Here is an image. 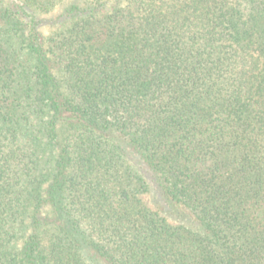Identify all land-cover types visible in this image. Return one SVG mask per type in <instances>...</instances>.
<instances>
[{
  "label": "trees",
  "instance_id": "obj_1",
  "mask_svg": "<svg viewBox=\"0 0 264 264\" xmlns=\"http://www.w3.org/2000/svg\"><path fill=\"white\" fill-rule=\"evenodd\" d=\"M0 264H264V0H0Z\"/></svg>",
  "mask_w": 264,
  "mask_h": 264
}]
</instances>
